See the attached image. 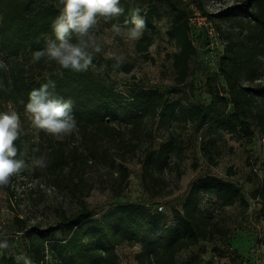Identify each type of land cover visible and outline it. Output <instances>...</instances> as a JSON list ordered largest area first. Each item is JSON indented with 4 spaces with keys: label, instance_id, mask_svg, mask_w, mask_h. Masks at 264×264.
Instances as JSON below:
<instances>
[{
    "label": "trees",
    "instance_id": "16d2710c",
    "mask_svg": "<svg viewBox=\"0 0 264 264\" xmlns=\"http://www.w3.org/2000/svg\"><path fill=\"white\" fill-rule=\"evenodd\" d=\"M143 2L148 3L147 8ZM139 3H126L125 14L119 18V23L125 29L123 21L131 10H141L147 27L136 47L147 53L153 42L148 32H156L160 18L158 6L154 3H163L169 8L171 28L167 35L178 48L173 59L177 84L187 81L191 60L198 53L192 38L195 34L206 35V51L210 55L218 52L215 77L223 84L213 83L214 78L209 80L211 100L208 104L185 105L179 100H169L156 89L145 88L132 92L127 99L90 69L75 72L58 66L57 72L43 73L49 60L44 57L34 61L33 53L43 50L48 39H54L51 25L59 12L58 0H0V62L6 65V68H0V105L3 101L26 104L32 89L52 81L55 87H50L49 91L72 102V112L79 126L81 147L77 146L68 153L59 142L44 154L48 157L50 172L59 174L68 170L71 173L80 164L97 161L104 136L116 139L123 152L136 151L143 141V134L148 131V119L184 126L192 124L196 132H204L211 141L221 133L250 140L255 134L254 127L264 135V83L258 81L261 59L264 58V0H243L217 14L207 13L202 0H193L215 23L218 38H223L221 49H210L206 32L193 29L189 22L192 10L182 0H139ZM218 20L229 23L232 31L222 35ZM124 69L130 72L132 67L125 66ZM124 125L130 135L122 130ZM15 143L19 149L17 158L24 159L27 166L36 155L34 148L27 145L22 135ZM176 150L178 146L174 138L158 148H146L142 159V182L146 187L150 184L157 186L163 181L162 175L171 166L172 154ZM121 167L123 184L119 192L129 177L127 168ZM256 195L260 203V219L264 223V178L259 182ZM205 196H213L215 201L211 205L217 208L236 203L248 207L241 188L234 182L204 175L191 183L181 209L174 210L173 224L165 226L158 239L147 238L144 234L145 226H159L145 206L127 202L116 204L101 219L93 218L92 210L83 205L70 214L62 213L58 222L46 229L28 226L26 220L16 216L17 230L7 241L24 245L22 254L30 258L32 264H119L117 248L125 243L134 245L138 242L142 244L141 251L136 254L139 264H177L182 252L201 242H213L229 232L212 208L202 207ZM57 230L66 236L52 237ZM17 231L23 232L22 235L15 237ZM16 256L18 254L1 250L0 264H17ZM187 264H202V259L194 255Z\"/></svg>",
    "mask_w": 264,
    "mask_h": 264
},
{
    "label": "rangeland",
    "instance_id": "374dc122",
    "mask_svg": "<svg viewBox=\"0 0 264 264\" xmlns=\"http://www.w3.org/2000/svg\"><path fill=\"white\" fill-rule=\"evenodd\" d=\"M182 1L190 3L188 8L191 10L193 0ZM208 1L202 0V4ZM128 2L139 3V0H121V6L124 7ZM143 4L145 8L148 7V3ZM154 4L158 6L160 18L156 32H148L153 37L148 52L137 50L140 39L133 42L126 40L123 35L114 34L111 25L115 21L107 24L101 21L97 35L102 40L104 51L94 57L95 68L89 69L127 99L132 92L145 88L156 89L169 100H179L185 105L208 104L211 100L209 80L214 78L213 83L217 81L223 84L220 78L215 77L218 52L214 51L217 53L210 55L206 51V35L201 32L199 36L195 34L192 38L198 53L191 60L187 81L177 84L173 59L178 48L167 35L171 28L170 11L163 3ZM198 22L195 21L193 29H202L208 35L205 25L201 24L199 28ZM218 23L222 35L232 31L229 23L222 20H218ZM145 34L144 31L142 36ZM222 39L210 40L216 48L221 49ZM116 58L122 59L117 63ZM58 66L54 61H49L43 73L57 72ZM125 66H131V71L126 72ZM259 78L264 83V58L261 59ZM7 111H16L20 115V136L24 137L30 148H34V157L50 152L59 142L68 153L77 146L81 147L78 125L76 131L65 136L63 141H58L52 135L32 127L25 114V103L3 101L0 112ZM146 123L148 131L143 134V141L136 151L123 152L116 139L104 136L100 142L98 160L80 164L71 173L66 170L55 174L48 167H35L32 165L33 157L20 173L11 178L7 186H0V240H4L3 237L7 240L17 230L16 216L26 220L28 226L46 229L54 226L62 213L70 214L83 205L92 210L93 218L101 219L116 204L127 202L145 206L147 213L154 217L159 226H145L144 234L147 238L158 239L163 234V228L173 224L174 210L181 209L191 183L201 176L214 175L238 185L248 201V207L236 203L217 208L211 205L215 198L205 196L202 207L212 208L216 218L229 232L213 242H201L197 247L182 252L177 264H187L194 255L201 257L202 264H264V223L260 219V203L256 197V189L264 178V135L254 127L255 134L250 140L221 133L211 141L204 132H196L192 124L184 126L175 122H159L157 119H148ZM121 128L125 134H131L125 125ZM172 138L178 150L172 154L171 166L163 173L162 182L157 186L150 184V187H146L142 182V159L146 148H158ZM121 166L127 168L129 177L126 186L119 192L123 184ZM159 206H163V209L160 210ZM65 236L60 230L52 234L54 238ZM8 243L9 248L3 250L5 253H23L24 245ZM141 248L140 242L119 246V264H139L136 254Z\"/></svg>",
    "mask_w": 264,
    "mask_h": 264
},
{
    "label": "clouds",
    "instance_id": "9594fccd",
    "mask_svg": "<svg viewBox=\"0 0 264 264\" xmlns=\"http://www.w3.org/2000/svg\"><path fill=\"white\" fill-rule=\"evenodd\" d=\"M58 4L59 12L51 25L54 39H48L43 50L35 51L33 60L46 57L65 70L84 72L95 68L94 57L104 51L102 40L97 35L101 21L106 24L117 21L112 23L111 31L133 42L142 37L147 27L141 10L133 8L123 21L126 30L122 31L119 18L124 16L125 8L121 6V0H58ZM116 59L119 63L122 58ZM0 68H6V65L0 62ZM50 87L54 88L55 83L49 81L31 90L25 104V114L34 129L63 141L65 136L76 131L77 122L72 112V102L54 96L49 91ZM20 133V115L16 111L0 112V186H7L11 178L26 167L25 160L17 158L19 149L15 142ZM48 162V157L41 155L33 158L32 165L44 169ZM8 248V241L0 240V250ZM15 260L17 264L21 261L32 264L30 258L23 254L16 256Z\"/></svg>",
    "mask_w": 264,
    "mask_h": 264
},
{
    "label": "built area",
    "instance_id": "2783aa9c",
    "mask_svg": "<svg viewBox=\"0 0 264 264\" xmlns=\"http://www.w3.org/2000/svg\"><path fill=\"white\" fill-rule=\"evenodd\" d=\"M240 3H241V0H209L207 4H204V8H205V11L209 14H217L221 11L232 8ZM191 10L192 12L189 18V22L191 26L194 28L195 21L197 20L199 21L198 22L199 28L202 27L200 26L201 24L205 25L210 39L218 38L219 34H218L217 29L214 27L212 20H210V18L207 15L203 14L202 11L194 3H192L191 5ZM214 47H215L214 43L210 40V49H213ZM159 209L162 210L163 206H159ZM18 233H23V232L17 231L15 232L14 236L15 237L21 236V235H18Z\"/></svg>",
    "mask_w": 264,
    "mask_h": 264
}]
</instances>
